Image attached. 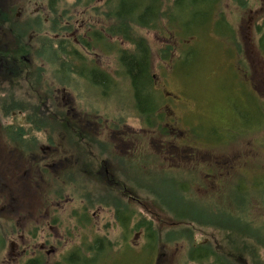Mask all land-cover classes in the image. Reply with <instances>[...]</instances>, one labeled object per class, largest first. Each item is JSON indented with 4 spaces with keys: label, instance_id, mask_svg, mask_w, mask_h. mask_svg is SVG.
<instances>
[{
    "label": "flooded vegetation",
    "instance_id": "af4514ba",
    "mask_svg": "<svg viewBox=\"0 0 264 264\" xmlns=\"http://www.w3.org/2000/svg\"><path fill=\"white\" fill-rule=\"evenodd\" d=\"M231 1L242 6V22L248 24L253 39L258 40L251 57L259 64L264 63V0ZM129 3L0 0V264H99L102 256H111L121 243L135 250L129 242L130 230H136L138 239H146L144 245L151 238L160 243L159 248L153 245L157 252L152 264H246L247 257L242 253H217L208 239H183L180 233L168 236L170 225L166 226V222L159 223L158 232L152 233L151 227L156 224L150 223L149 202L137 199L131 192L134 167H147L141 162L135 165V150L140 147L151 150V143L142 144L146 136L134 132L127 121L136 114L141 125L147 126L152 118L145 116V112L153 113V102L159 103L158 108L166 107L172 112L166 115L165 124L175 136L173 178L181 179L184 192L190 186L203 189L201 178L210 183L214 176L223 174L215 173V165L237 161L242 165L249 158L264 154V149L256 144L254 148L233 152L229 129L216 124L211 125L217 133L212 134L210 143L200 139L202 124H197L199 115L193 112L192 101L185 94L169 91L170 95L160 103L159 92L151 94L158 91L156 87L159 89L154 76L138 81L145 92L138 99L133 67L120 61V55L127 50L123 43L133 45L124 36L139 28L130 21L133 8ZM143 3L145 32L157 33L162 38L158 54L167 45L177 46L183 5L197 8L201 21L214 25L216 20L214 0ZM152 3L163 13L167 7L175 8L171 24H166L165 16L162 18L166 24L163 33L149 24ZM113 37L121 38L122 42H113ZM234 50L236 58H229L230 63L242 66L243 77L252 87L253 80L249 78L252 72L246 73V68L253 65L250 55L245 46ZM176 51L178 48L173 53ZM103 55H114V62H102ZM126 83L133 106L114 100L111 103L118 87L127 93ZM178 107L181 115L176 113ZM239 117L241 121L250 118L247 114ZM226 149L232 152L234 162L226 158L217 161V157L225 156ZM202 150L205 152L200 154ZM205 164L212 171L200 169ZM89 181L110 183L115 190L110 195L102 191L99 195L89 190L93 188ZM223 195L220 193V197ZM198 199L177 197L176 214L203 225L197 217L203 211L196 205ZM162 209L168 212L163 204ZM201 209L207 213L215 210L204 206ZM136 215L141 216L137 222ZM206 220L210 222V219L202 221ZM218 220L224 221L222 217ZM110 230H118L117 241L109 238ZM141 253L142 248L134 251L137 257Z\"/></svg>",
    "mask_w": 264,
    "mask_h": 264
},
{
    "label": "rangeland",
    "instance_id": "374dc122",
    "mask_svg": "<svg viewBox=\"0 0 264 264\" xmlns=\"http://www.w3.org/2000/svg\"><path fill=\"white\" fill-rule=\"evenodd\" d=\"M221 6V12L224 11L226 19L234 24L239 42L243 47H246L250 55L253 65L252 67L246 68V73L252 72V75L249 77L253 80L251 82L252 87L243 77L242 66L238 63V66L235 67L229 60V58H236L234 47H239L235 44H231L230 39L223 32L217 31L211 22H208L205 25L197 26L194 31L192 30V33H187L188 36L179 39L177 44L178 51L174 53V56H178V53L180 52V57H176V59L169 63L162 61L157 52L159 50V46L162 45V38L157 37V33L147 34L144 28L140 27L134 32L137 36H143L150 44L152 50V74L159 87V89L157 87L155 88L158 90L155 92L160 93V98L169 96V91L178 95H180L179 92L185 94L188 99L192 101L191 107L193 108V112L199 115L196 116L197 124H202L205 127L204 130H208V128L213 124L227 126V129L230 128V134L233 138L231 149L233 152H240L242 151V148H244V150L247 149V147L254 148L257 144L256 138L260 139V137H264V130L262 133H255L250 136L242 132V121L239 117L242 114H247L250 117L259 116L257 110H260L258 107L260 99H264V75L262 72L264 71V63L262 61V63L259 64V61L255 62V60L251 57V52L254 49L253 45L257 47L258 40H256V37L253 39V35L247 27L248 24L242 22V6L240 7L238 3L231 0H223ZM72 12H74L73 8H71V13ZM112 40L113 42H122V39L117 37H113ZM123 46L127 49L131 48L130 44H127L126 42L123 43ZM164 48H166V46ZM183 49H188L189 51H192V53L187 56L188 60L186 62L178 63L181 60H185V56L182 54ZM240 53L245 59V55L242 51H240ZM114 57V55H103L101 61L108 64L114 62ZM151 85L153 88V82ZM160 85L163 87H160ZM164 85L166 88H164ZM124 86L127 93H123L122 87L120 89L118 87L112 96L111 103L114 100V102H122L124 105L130 103L133 106V96L131 92L128 93V84L126 83ZM155 104L156 103L153 102L152 106ZM165 112L166 115H170L172 113L171 110L166 109V107ZM176 113L181 115L180 107L176 108ZM127 122L130 126L134 127V132L140 131L146 136V139L142 142V144L148 145L151 143V149L158 155L157 166L153 164L155 159L152 156H146V163L148 166L147 170H142L140 165H136L139 163V160L142 159H134L136 165L134 167L135 180L130 185L131 192L134 193L137 199L149 202L148 207H150L152 211L150 212L151 221L156 224L151 227V230L155 232V230L159 229V223L166 222V226L175 224L174 221H168L175 220V217L172 213L164 211L159 206V209H154L152 206H156L153 199L155 192H146L144 189L140 190V186H138V184H141L142 182L137 183L135 182L136 180L143 179L144 181H152L156 178L159 179V186L160 189L164 191V194L159 197L158 203H162L170 196V193H167L166 190L168 188L176 191L177 188L180 187V192L177 193L174 200H172V203L174 204L177 203V197L179 196H182L185 200L191 197L208 198L210 190L209 188L207 189L209 191H207L200 188H191L190 186L189 190L184 192L181 188V179L172 183L165 180V178H169L168 174L175 172V167L170 166L175 165L174 160L176 157L174 156L175 151H172L174 146L170 141V138L159 131V127L163 125L159 117L148 122L147 126L141 125L140 120L136 118V114H134V116H132V118ZM123 129L128 131L126 128ZM167 135L170 136L169 133H167ZM162 148L165 149V151L162 150ZM140 149L142 150L143 148L140 147L139 150ZM135 154H138L136 150ZM224 154L225 156H222L223 153L221 152L220 155L222 157H217V161L223 162L226 158L227 160L234 162L232 152L229 153L226 149ZM164 158H168L169 160L164 161ZM204 159H207V156H205ZM255 162L260 163V160L257 159ZM237 163L239 162L237 161L233 164L228 163L226 165H215L214 169L218 173H225L233 167L229 173V177L228 175H225L224 177L228 178L226 180L222 179L223 181L220 184V186L226 191L224 194L225 200H227V204L231 207L238 206L239 193L242 191V205L247 206V208L251 211L253 201L255 199H264L259 196V194L264 193V187L258 185V183L264 181V166H243ZM161 164L164 165V168H162ZM244 164L252 165L247 163ZM155 175H157V177L152 179ZM159 176H161V178ZM89 182L93 186V188L89 187V190L93 192L95 191L99 195L101 191L105 195H110L115 190L113 187V191L104 189L105 187L107 188L111 186L110 183L102 182L96 184L92 181ZM81 184L83 185L84 182ZM207 186L208 181H201V187L203 189H206ZM58 187L59 186H55L56 189H58ZM134 188L136 189V192ZM66 190H69L68 185H66ZM150 200H152L153 204H151ZM254 203L258 205L256 201H254ZM260 203H263V201ZM198 204H200V202ZM205 205H207V202H205L202 206ZM158 211V214L154 213ZM254 211H257V213L264 216V210L256 208ZM160 216L161 219H158ZM139 217L141 218V216L136 215L134 217V221L137 222ZM188 219H190L189 227L192 238H198L199 240L203 238L208 239L209 241H212V247L215 248L217 253H220L222 249H225V254L235 255L231 254V249L228 248V244L231 243V240L217 239L215 241L214 235L218 234L216 229L204 227L200 223H193L190 217H188ZM217 224L221 226L223 221L217 220ZM116 233H118V230H110L109 238L113 241H117V237L115 235ZM135 234L136 230H130L129 242H131V244L135 247V250L142 248V253L139 254L138 257L134 255L135 250L133 248H129L126 244L121 243L119 249L111 256H102L99 264H152L157 252L155 247L159 248L160 243L155 241L154 238H151L152 243L147 242L146 245H144V241L146 239H138V236ZM161 238L163 243L164 238ZM176 252H178V249ZM183 252H186L184 247ZM234 252H236V250H234ZM242 256L247 257V259H245L246 264H257L253 263L254 260H263V262L258 264H264V251L260 256Z\"/></svg>",
    "mask_w": 264,
    "mask_h": 264
},
{
    "label": "trees",
    "instance_id": "16d2710c",
    "mask_svg": "<svg viewBox=\"0 0 264 264\" xmlns=\"http://www.w3.org/2000/svg\"><path fill=\"white\" fill-rule=\"evenodd\" d=\"M131 3H129V6L133 8V12L130 15V21L133 22L135 26L144 28L145 25L147 24L145 21V5L143 3L144 0H127ZM202 5L198 7V9L201 11L203 10ZM112 5H109V8H111ZM214 15H216V20L214 22V28L219 31L226 33V31H229V34H225L230 41L237 45L239 49L242 48L241 43L239 42V38L236 35V29L233 24H231L227 19L224 14V11L221 12V3L220 0H214V4L212 6ZM160 7H158L155 3L151 4V20L149 21V24L152 28L158 29L161 33L164 32L165 30V25L166 24H171L173 22V18L171 17V12L175 9L174 7H167L166 13L159 12ZM182 12H183V18L181 19V26L182 29L178 31L177 36L179 39L182 37L188 36L187 33H192V30L195 29V26L199 25H204L203 22L200 19L197 18V12L195 7H190L183 5L182 7ZM73 14V12H72ZM174 15V12H172ZM165 16L166 18V24L164 25V22L162 18ZM122 18L121 16H119ZM118 17V18H119ZM197 20L199 22H197ZM196 21V22H195ZM206 23V22H205ZM126 24H128L126 22ZM207 24V23H206ZM136 31V29H134ZM194 31V30H193ZM190 35V34H189ZM124 40L127 42H130L133 44L131 48H128L125 53L120 55V61L128 64L130 67H133L134 70V79H135V89H136V95L138 96V99H140L144 94V90L142 85L138 82L139 80H144V79H153V74H152V50L150 47L149 42L143 37V36H137L135 35V32H133L132 35H125ZM260 47L262 48L261 44ZM177 48V46L174 45H167L166 48L161 49L159 52L160 58L164 62H169L174 60V53L173 51ZM263 49V48H262ZM192 53V51H189L188 49L182 50V54L185 56V60H181V62H186L188 59V55ZM180 57V55H179ZM176 59V58H175ZM180 62V61H179ZM178 62V63H179ZM144 71V72H143ZM146 71V72H145ZM151 89H153L151 87ZM152 95H155V91L151 92ZM157 95V94H156ZM160 96V93H159ZM164 98L161 97L159 99L160 103H163ZM159 104V103H158ZM158 104H155V108L152 112H145V116H150L152 118L151 121L157 119V117L160 118L162 121L163 125L159 127V131L162 132V134L168 136L170 138L171 142L175 141V136L173 133V130L170 126L165 124L166 120V112L165 109H160L158 108ZM260 110H257L259 113V116L250 117L249 119H242V132L246 133L248 136L251 134L255 133H262L264 130V100L260 101V104L258 106ZM147 111V110H146ZM166 126H165V125ZM205 127L203 125L199 126V135L200 139L206 140L208 143H210L212 139V134L217 133L216 129H212L211 127L208 128V130H204ZM167 133L170 134L167 135ZM229 136L231 137L232 135L230 134V128H229ZM257 139V144L261 145V147L264 149V137H260V139ZM231 141V139H230ZM138 154H136V159H142L139 160L141 163H146V156L150 155L152 156L156 161L158 158V155L156 152H154L152 149L151 150H136ZM205 152L204 150L200 151V154ZM264 154H258L254 157L249 158L246 163L247 164H252V165H245L242 163L243 166H264ZM260 160V163H256L255 160ZM253 162V163H250ZM147 164V163H146ZM157 165V162L154 163ZM204 167H200V169H203L205 171H212L208 165H203ZM173 167V166H170ZM169 168V167H167ZM233 167H231L227 173H223L218 175V172L215 173L218 175L214 176V178L210 179V183H208V186L206 189L202 190H207L209 188L211 195L209 198H199L198 203L196 204L197 207L200 210V213H198L197 217L201 223H203L204 227H211L212 229H216L218 231L217 235H214L215 241L217 239H222V240H236V243H229L228 248L231 249V254H241L242 255H248V256H260L262 252L264 251V216L262 214L257 213L254 211V209H261L264 210V199L263 200H258L255 199L258 203L256 205L253 201L252 209L251 211L247 208V206L242 205V191L239 193V199H238V206L236 207H231L227 204V200H225L224 195L220 197V193L225 194V190L220 186L221 182L223 181L222 179L226 180L229 177V173ZM142 170H147L148 166L146 168L141 167ZM175 172L168 174L169 178H165L169 183L175 182V179H173V175ZM167 175V174H166ZM200 175H203V173H200ZM225 175H228V177H224ZM157 177V175L153 176V178ZM161 178V176H159ZM171 177V178H170ZM203 181V179H200ZM135 182L140 183L138 186H140V190L144 189L146 192L148 191H154L155 194L153 195L154 202L156 203V206L154 209H159V207L162 208V204L168 208V212L172 213L173 216L175 217V220H168L170 222H175V224L170 225V227L167 228V235H173L175 236L176 234H181V237L183 239H192V235L190 232V219L186 218V216H180L177 215L175 211V204L172 203V200H174L175 195L180 192V188H177L175 191L174 189H166L167 193H170V196L167 197L162 203H158L159 197H161L164 194V191L160 189L159 186V179L156 178L152 181H144L143 179L141 180H136ZM258 185H261L264 187V181L258 183ZM105 190H110L113 191V188L111 186L105 187ZM135 192L136 189L134 188ZM207 190V191H209ZM259 196L264 198V193L259 194ZM263 201V203H260ZM151 204L152 200H150ZM207 202V205H205V208H214V211H209L208 213L206 212L205 209H201L203 204ZM242 208V209H241ZM218 213H221L219 215ZM259 214V215H258ZM219 217L223 218V225H218L217 220ZM205 219H211V222H203L202 220ZM150 223L153 224L154 222L150 220ZM260 223V224H259ZM153 233V230H151ZM181 231V232H180ZM158 231L155 230V233ZM205 246V245H202ZM193 244L191 243L189 246V249L192 251ZM242 249V251H241ZM236 250V252H234ZM226 252L225 249H222L220 253ZM191 253V252H190ZM263 262V260H254L253 263H260Z\"/></svg>",
    "mask_w": 264,
    "mask_h": 264
}]
</instances>
